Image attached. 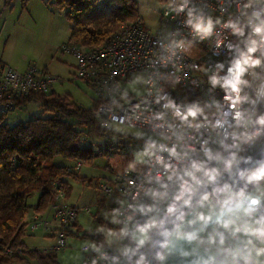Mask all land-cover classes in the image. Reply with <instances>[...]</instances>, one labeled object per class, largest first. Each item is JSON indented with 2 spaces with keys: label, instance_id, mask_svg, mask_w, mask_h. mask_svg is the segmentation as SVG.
Wrapping results in <instances>:
<instances>
[{
  "label": "built area",
  "instance_id": "1",
  "mask_svg": "<svg viewBox=\"0 0 264 264\" xmlns=\"http://www.w3.org/2000/svg\"><path fill=\"white\" fill-rule=\"evenodd\" d=\"M162 5L154 32L138 17L124 23L104 46L84 49L68 42L61 47L76 59L74 78L103 98L95 111L103 126L122 124L158 137L143 148L139 169H126L100 183L104 194L121 198L120 234L131 239L135 232L146 231L147 242L133 244L127 252L87 244L82 249L89 261L115 263L125 258L128 264H149L178 208L264 143V0H164ZM137 72L145 74L146 92L131 96L121 82ZM60 81L36 65L18 71L0 63V106L3 112L15 111L17 98L49 92ZM177 85L205 99L213 112L201 110ZM262 169L264 160L241 174L218 196L219 205L264 184ZM54 188L57 241L50 249L59 252L67 246L80 209L65 201L60 187ZM256 209L259 226L254 238L262 240L264 201ZM38 215L28 222L30 231L46 228V220ZM236 264H255L247 248Z\"/></svg>",
  "mask_w": 264,
  "mask_h": 264
},
{
  "label": "trees",
  "instance_id": "2",
  "mask_svg": "<svg viewBox=\"0 0 264 264\" xmlns=\"http://www.w3.org/2000/svg\"><path fill=\"white\" fill-rule=\"evenodd\" d=\"M20 1L26 6L29 0ZM10 2L6 0V4ZM52 3L65 12L71 24L69 42L84 49L106 45L124 23L139 17L136 0H53ZM176 87L201 110L213 112L205 99L190 95L179 85ZM34 101L40 102L49 114L34 115L9 125L5 121L7 112L0 113V264L29 263L30 258L39 264H60L57 252L31 249L25 242L30 213L45 212L56 201L54 185L68 196L72 189L70 178L88 180L72 167L57 164L55 159L61 156L68 161L78 160V165L79 161L90 163L97 153L89 146L90 142H85L86 138L108 133L126 135L98 121L95 111L104 101L98 95L90 107L54 89L34 91L17 98L15 104L22 108ZM82 236L102 243L103 235Z\"/></svg>",
  "mask_w": 264,
  "mask_h": 264
},
{
  "label": "rangeland",
  "instance_id": "3",
  "mask_svg": "<svg viewBox=\"0 0 264 264\" xmlns=\"http://www.w3.org/2000/svg\"><path fill=\"white\" fill-rule=\"evenodd\" d=\"M136 1L138 15L143 20L145 27L152 32L156 31L160 25L164 0ZM52 2L53 0H29L26 6H23L20 0H11L9 4H6V0H0V61L19 71H23L25 67L27 69L30 65L45 69L60 78L61 81L53 85L57 93L64 95L68 93L73 101L84 107H90L97 97V92L88 83L74 78L76 59L61 50L63 44L70 41V22L66 18L65 12ZM145 80V74L137 72L123 80L121 85L123 90L130 93L131 96H140L146 92ZM2 109L0 106V113L4 111ZM47 114L49 113L45 111L40 102L34 101L15 111L7 112L5 121L9 125H15L34 115ZM112 127L117 132L126 135L120 137L118 134L108 133L102 136L91 135L90 138H84L85 142H90L89 146L93 147L97 153L90 163L78 165L76 164L78 160L68 161L61 156L55 159L57 164L70 166L80 176L88 178L84 182L70 178L73 180V182L70 181L72 189L68 196L65 195L67 203L80 207L81 212L78 221L83 228L88 230L92 229L93 226H100L98 224H104L103 218L108 219L101 211L103 207H106L108 200L104 206L102 205L100 211L98 208L104 196L100 183L112 179L114 175L126 169H139L144 159L143 148L150 142L158 140L154 132L146 129L131 128L122 124H114L110 128ZM124 146H127L129 152L125 151ZM79 162L81 163V161ZM35 197L36 195L31 200L34 201ZM89 205H92L91 212L85 208ZM33 215L34 213L29 216V221ZM40 216L44 220L47 219L45 213L44 216L38 215V217ZM105 226L107 228L105 229V242L110 246L128 247L124 252L130 249L131 243L144 244L149 238L146 231H137L134 234L133 242H131L128 238L119 236L110 225L105 224ZM69 237L68 241H70L71 246L57 253L58 262L62 264L64 261V264H68L65 260L66 257H71L70 263L79 259L85 261L86 255L83 252V246L95 245L96 241L83 236L79 238ZM254 240L258 243L256 246L247 243L245 247L247 254L255 264H264V239L255 238ZM54 242L40 232L26 236L27 247L31 249L39 248V246L47 247ZM30 260L35 259L30 258ZM30 262L22 264H31Z\"/></svg>",
  "mask_w": 264,
  "mask_h": 264
},
{
  "label": "crops",
  "instance_id": "4",
  "mask_svg": "<svg viewBox=\"0 0 264 264\" xmlns=\"http://www.w3.org/2000/svg\"><path fill=\"white\" fill-rule=\"evenodd\" d=\"M0 63L5 64L1 61ZM24 69L26 70V67ZM140 166H142V162ZM70 181L73 182V180ZM107 200L106 207H103L101 210L103 214L108 217V219L103 218L104 224H98L100 226H93L92 229L88 230L83 228L77 220L75 228L72 230V233H70V237L79 238L85 233L97 236L103 235L101 238L102 243L95 240V244L101 246L107 245L106 247L110 246L105 242V229H107L105 222L110 225L112 230H115L119 236L121 235L119 230V219L117 216V209L121 202V198L117 194H104L103 199L98 205L99 211L102 205H105ZM35 201L36 199L33 202ZM252 201H256V203H252ZM263 201L264 184L250 188L242 196L226 205H219V198L214 194L205 196L196 203L174 230L164 247L159 264H236V259L243 254L247 243L252 246H256L258 243L254 240V233L259 226L256 208ZM76 207L80 208L79 206ZM86 207H92V205L85 206V208ZM33 213L38 212L32 211L30 215ZM44 213L47 218L46 228H41L33 232L28 230L26 236L28 237L34 235V233L37 234L40 232L43 233L46 238L51 239L53 242L55 241V244L57 241L56 231L54 230L56 222L53 219L52 206H50ZM44 213L40 214L44 216ZM133 237L129 239L131 242H133ZM133 244L134 243H131L130 249ZM52 245L47 247L39 246V248L32 249L48 251L51 250L50 248ZM70 246L71 243L68 241V245L63 249L66 250ZM108 248L117 251L120 250V252H124L128 249V247H117L114 245ZM70 258L71 257H66L65 259L68 264H128L125 258H122L115 263L89 261L87 258H85V261L79 259L70 263ZM30 261L31 260L29 259V262ZM36 261L37 260H32L30 263L39 264V262ZM62 264H64V261Z\"/></svg>",
  "mask_w": 264,
  "mask_h": 264
},
{
  "label": "water",
  "instance_id": "5",
  "mask_svg": "<svg viewBox=\"0 0 264 264\" xmlns=\"http://www.w3.org/2000/svg\"><path fill=\"white\" fill-rule=\"evenodd\" d=\"M264 160V143L225 170L222 174L212 179L199 190L192 194L175 212L165 226L152 251L149 264H159L160 257L170 236L184 219L186 214L205 196L214 194L221 196L241 174L248 172Z\"/></svg>",
  "mask_w": 264,
  "mask_h": 264
},
{
  "label": "clouds",
  "instance_id": "6",
  "mask_svg": "<svg viewBox=\"0 0 264 264\" xmlns=\"http://www.w3.org/2000/svg\"><path fill=\"white\" fill-rule=\"evenodd\" d=\"M215 82V81H214ZM190 115H195V112H190ZM198 167V166H197ZM261 174H264V169L261 170ZM257 178H260V175H257ZM252 203H256V201H252Z\"/></svg>",
  "mask_w": 264,
  "mask_h": 264
},
{
  "label": "bare ground",
  "instance_id": "7",
  "mask_svg": "<svg viewBox=\"0 0 264 264\" xmlns=\"http://www.w3.org/2000/svg\"><path fill=\"white\" fill-rule=\"evenodd\" d=\"M218 197V196H217Z\"/></svg>",
  "mask_w": 264,
  "mask_h": 264
}]
</instances>
